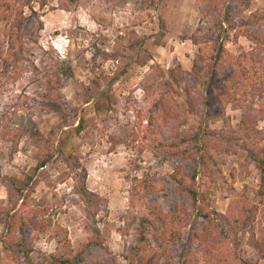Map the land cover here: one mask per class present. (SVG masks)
<instances>
[{"label":"rangeland","instance_id":"obj_1","mask_svg":"<svg viewBox=\"0 0 264 264\" xmlns=\"http://www.w3.org/2000/svg\"><path fill=\"white\" fill-rule=\"evenodd\" d=\"M9 1L14 8L25 5L20 39L14 32L10 42L14 12L5 17L0 3V57L20 51L7 73L0 61V239L7 213L21 203L13 178L27 181L24 192L42 209L37 219L43 226L27 225V255L4 251L0 242V264H47L51 254L64 252L65 233L70 251L92 242L79 264H130L148 204L165 212L184 204L192 213L189 224L181 226L182 236L169 251L170 264H180L183 249L198 248L189 235L203 219L191 211V199L170 173L179 167L190 174L194 162L183 150H193V143L170 154L157 141L206 128L219 139L215 132L226 129L222 120L204 118L211 71L223 75L237 68L229 60L213 63L222 45L234 55L243 53L248 69L239 79L242 93L226 106L225 116L236 129L249 109L264 147V51L234 36L252 12L264 10V0ZM251 29L264 39L263 25ZM64 132L68 147L59 156L52 142ZM69 152L81 168L73 167ZM45 156L49 162L36 169ZM208 163V169L198 168L196 187L228 225L241 193L252 196L264 188V174L236 143L215 150ZM75 177L89 200L75 192ZM257 205L253 227L232 235L250 264H264V198ZM155 263L167 264L161 256Z\"/></svg>","mask_w":264,"mask_h":264},{"label":"trees","instance_id":"obj_2","mask_svg":"<svg viewBox=\"0 0 264 264\" xmlns=\"http://www.w3.org/2000/svg\"><path fill=\"white\" fill-rule=\"evenodd\" d=\"M245 3L248 0H240ZM6 11L5 17H9L13 13L9 21V40L13 42V33L20 39L19 31L24 23L23 7L25 3H21L14 8L13 3L9 0H0ZM38 23L41 22L38 20ZM264 26V10L252 12L246 23L241 24L234 36L243 35L254 45L264 51L263 36L255 33L251 27L253 25ZM221 26V22L219 21ZM15 30V31H14ZM22 44L19 43L18 47ZM19 49L10 55L9 58L1 59V71L7 73L10 61L15 63L20 60ZM224 56V57H223ZM241 57L244 54L234 55L229 53L222 45L216 46L215 53L211 56L215 65L219 64L220 60H229L236 65V69H232L223 75H219L217 71H211L208 79L205 81V92L207 96L208 109L205 112L204 118L215 122L222 120L226 129L220 132H215L219 137L212 138L213 132L209 129H197L191 132L190 135L181 132H175L174 138L171 141H157L158 145L167 148V151L172 154L176 150H180L187 146L188 143H193V150H183L189 156H192L194 167L189 175L183 173L179 167H175L170 173V178L176 183L178 190L184 192L191 199V211H195L196 216L203 219V224L200 230L192 232L190 239H196L198 248L183 249L181 252L180 264H250L244 257L241 256L238 248V242L234 241L235 236L240 233L244 234L248 227H253L258 203H261L264 198V188L256 189L252 196L243 191L240 197L235 202L236 214L231 219L228 225H224L219 219V213L210 208L209 202L205 195L199 193L196 187V177L199 172V167L208 169L209 161L212 153L230 148V144L236 143L246 150L247 155L254 162L255 166L264 174V147L260 146L263 138L261 131L257 128L255 121L250 115V110H247V117L239 121L238 127L233 129L227 116H225L226 106L235 105L239 95L242 93V84L239 82L241 76L248 71L247 67L242 64ZM252 57V56H251ZM173 72V71H171ZM159 101L154 103L155 111H158ZM153 116L148 118L149 124L152 122ZM76 131L79 127L75 128ZM55 131L52 129L50 134ZM49 135L47 138H51ZM214 135V134H213ZM67 135L60 134L55 138L53 144L56 155L63 156L68 147ZM221 141H225L226 145ZM183 146V147H182ZM193 151V152H192ZM52 155V154H50ZM68 158H73V167L79 168L80 163L73 155L67 153ZM50 157H44L36 165V169L46 166ZM81 168V167H80ZM85 173H79V178L84 177ZM78 177H75L74 189L75 192L83 199H88L90 193L82 182L78 183ZM19 179H11V184L16 185L21 203L18 208L7 213L5 221V231L0 239L1 248L4 251L15 250L28 254L24 241V234L27 225H31L35 229L41 230L43 223L37 217L42 213V209L35 204L31 205L29 193L24 192V186L28 185L27 181ZM258 201L255 202V199ZM89 200V199H88ZM89 202V201H88ZM189 208L184 205L175 204L173 208L165 212L159 206L148 204L147 214L139 218L137 224V234L135 243L130 250L131 255L128 258L130 264H156L155 258L161 256L167 264L171 263L169 254L172 245L182 236L183 225L189 224L190 215ZM235 235L232 237V235ZM154 246L151 245L150 238ZM92 242H87L84 246L76 251H70L69 240L66 233L63 235L62 244L65 249L60 254H51L47 264H79L84 261L87 246Z\"/></svg>","mask_w":264,"mask_h":264}]
</instances>
